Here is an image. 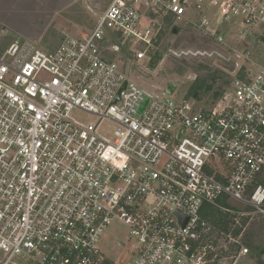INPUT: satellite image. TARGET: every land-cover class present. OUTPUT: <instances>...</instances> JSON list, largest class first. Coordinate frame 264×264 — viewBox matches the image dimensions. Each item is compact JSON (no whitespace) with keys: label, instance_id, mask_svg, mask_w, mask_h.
<instances>
[{"label":"built area","instance_id":"2783aa9c","mask_svg":"<svg viewBox=\"0 0 264 264\" xmlns=\"http://www.w3.org/2000/svg\"><path fill=\"white\" fill-rule=\"evenodd\" d=\"M170 16L228 48L230 84L207 107L149 89L104 56L120 52L117 40L152 46ZM236 19L239 43L264 46V0H110L90 32L63 33L52 50L0 47V264H237L247 254L245 227L264 218V63L224 42ZM205 203L228 231L200 217ZM114 220L129 229L127 262L98 244Z\"/></svg>","mask_w":264,"mask_h":264},{"label":"rangeland","instance_id":"374dc122","mask_svg":"<svg viewBox=\"0 0 264 264\" xmlns=\"http://www.w3.org/2000/svg\"><path fill=\"white\" fill-rule=\"evenodd\" d=\"M110 0H0V47L5 48L17 37L33 43L42 50H52L60 42L63 33L77 36L81 32H90L103 13ZM167 19V20H164ZM158 21L157 32L152 46L121 40L120 52L107 51L104 56L112 60L118 68L139 84L154 91L165 89L172 82L176 85L172 96L175 100L188 98L200 107L211 105L230 84L227 70L231 68L228 60V48L218 46L211 38L181 24L174 17H165ZM238 19L227 23L224 42L231 48L251 46L252 60L264 63V46L259 38L251 37L242 44L236 40ZM239 25V24H238ZM177 31L173 33V29ZM262 27L255 28L260 34ZM252 39H258L254 45ZM144 52L142 59L135 53ZM253 66L252 73L257 71ZM50 76L41 73L38 80H47ZM200 85L197 96L189 94L192 85ZM72 117L82 123L95 122V116L74 110ZM114 124L103 121L99 132L110 137ZM118 189L117 184L111 185ZM129 229L121 221H112L103 231L99 247L112 261H129L133 253L128 237ZM123 243V244H121ZM241 243L248 248L245 256L237 264H255L260 248L264 249V218L251 215ZM9 264H33L25 255L16 256Z\"/></svg>","mask_w":264,"mask_h":264},{"label":"trees","instance_id":"16d2710c","mask_svg":"<svg viewBox=\"0 0 264 264\" xmlns=\"http://www.w3.org/2000/svg\"><path fill=\"white\" fill-rule=\"evenodd\" d=\"M167 20V19H164ZM173 29V28H172ZM177 31V30H176ZM201 87L200 85H192L191 89L189 90V94H191L194 98L197 96V90L198 88ZM200 217L204 220H206L210 225L215 226L217 228H220L224 231H228V217L226 214L223 212L219 211L215 207H213L210 204H203L201 210H200ZM247 220V219H246ZM246 220L242 224H245ZM241 231V227H235L232 229V232L234 235H238L239 232ZM231 247L234 250H237L239 248V245L237 244H232ZM258 257L256 259L255 264H264V260L262 259V251L264 249L260 248Z\"/></svg>","mask_w":264,"mask_h":264},{"label":"water","instance_id":"95a60500","mask_svg":"<svg viewBox=\"0 0 264 264\" xmlns=\"http://www.w3.org/2000/svg\"><path fill=\"white\" fill-rule=\"evenodd\" d=\"M172 32L175 33V32H176V29H173ZM21 40H22L21 37H17V38L15 39V43H19ZM124 85H125V82H124L123 86H124ZM175 88H176V85H175L174 83L170 82V83L167 85V87L165 88V92H166L167 94H172V93L174 92ZM116 97H118V94H117ZM186 221H187V218H183V219H182V224H185Z\"/></svg>","mask_w":264,"mask_h":264}]
</instances>
